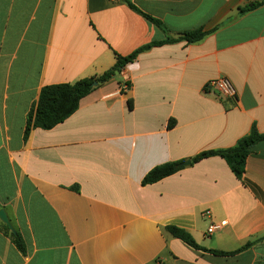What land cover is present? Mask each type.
<instances>
[{"label":"crops","instance_id":"crops-1","mask_svg":"<svg viewBox=\"0 0 264 264\" xmlns=\"http://www.w3.org/2000/svg\"><path fill=\"white\" fill-rule=\"evenodd\" d=\"M131 1L171 37L213 32L140 53L65 122L25 141L43 87L100 77L116 55L168 34L123 0H0V209L26 244L22 252L0 221V264H264V141L242 180L214 156L143 185L159 165L232 148L253 127L264 133V4ZM222 77L236 100L206 91Z\"/></svg>","mask_w":264,"mask_h":264},{"label":"trees","instance_id":"trees-1","mask_svg":"<svg viewBox=\"0 0 264 264\" xmlns=\"http://www.w3.org/2000/svg\"><path fill=\"white\" fill-rule=\"evenodd\" d=\"M126 2L133 10L142 14L149 21L156 24L159 28L164 30L168 37L162 42H153L141 49L137 50L133 54L127 57H122L116 55V64L105 74L100 77L86 78L82 79L74 84L63 83L55 85H47L42 88L38 100L32 105L27 118L26 129L24 134V140L27 141L31 132L35 129L51 130L57 125L65 122L70 116H72L80 106V102L83 98L91 94L98 87L94 85L95 82L98 84L105 83L116 76L122 71V69L134 62L137 56L155 46H161L164 44L175 43L178 41H186L188 43H196L203 40L207 35L213 31H207L203 28L189 31L183 33L178 38L169 36L168 29L163 25V23L150 15L142 12L138 7H136L131 0H123ZM264 4V0L251 3L242 12L252 11ZM130 85L128 84V87ZM175 125L174 121H170L169 128H173ZM264 141V133H260L255 127L252 128L251 132L241 138L237 144L229 149L224 150H213L201 153L192 159L193 163L200 162L206 158L219 156L223 158L229 165L235 176L242 180L245 174V167L248 157L252 154L255 146ZM180 162L165 163L153 168L145 176L143 180V185H150L157 183L167 177H170L178 173L183 168H178ZM1 210V209H0ZM6 233L12 237V240L16 246L22 251L26 252V244L18 233H13L8 226H4ZM166 230L173 237L182 240L184 243L190 247L198 250L207 251L205 248L200 247L193 236L186 230L176 227L168 226ZM251 243L245 246L249 247ZM213 253H218L222 255H234L235 253H219L213 251Z\"/></svg>","mask_w":264,"mask_h":264},{"label":"built area","instance_id":"built-area-1","mask_svg":"<svg viewBox=\"0 0 264 264\" xmlns=\"http://www.w3.org/2000/svg\"><path fill=\"white\" fill-rule=\"evenodd\" d=\"M127 88H129L128 85L125 86V89ZM206 91L217 93L224 99H237V92L233 84L229 79L224 77L210 81L206 86ZM207 214L210 213L207 212ZM225 225L226 222L211 224L207 230V235H213L214 233L222 230Z\"/></svg>","mask_w":264,"mask_h":264},{"label":"water","instance_id":"water-1","mask_svg":"<svg viewBox=\"0 0 264 264\" xmlns=\"http://www.w3.org/2000/svg\"><path fill=\"white\" fill-rule=\"evenodd\" d=\"M94 85L97 86L98 82H95ZM191 164H192L191 159H187L186 161L178 164V168L189 167ZM0 221L4 223L5 225H7L13 233H16L8 214L4 209L0 210Z\"/></svg>","mask_w":264,"mask_h":264}]
</instances>
